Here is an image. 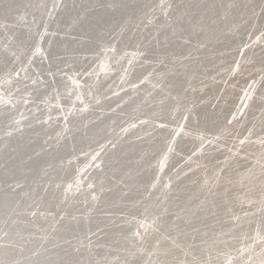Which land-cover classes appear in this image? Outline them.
<instances>
[{
  "label": "rangeland",
  "instance_id": "rangeland-1",
  "mask_svg": "<svg viewBox=\"0 0 264 264\" xmlns=\"http://www.w3.org/2000/svg\"><path fill=\"white\" fill-rule=\"evenodd\" d=\"M0 1V118L41 133L0 264H264V0Z\"/></svg>",
  "mask_w": 264,
  "mask_h": 264
},
{
  "label": "bare ground",
  "instance_id": "bare-ground-1",
  "mask_svg": "<svg viewBox=\"0 0 264 264\" xmlns=\"http://www.w3.org/2000/svg\"><path fill=\"white\" fill-rule=\"evenodd\" d=\"M69 1V0H68ZM89 1V0H88ZM87 1V2H88ZM86 2V1H85ZM108 2V1H107ZM0 3L1 4H3L2 3V1H0ZM69 3H71V1H69ZM68 3V4H69ZM15 5H16V3H14ZM80 4V3H79ZM4 5V4H3ZM88 5H89V3H88ZM87 5V6H88ZM2 6V5H1ZM70 6H71V4H70ZM82 6V5H81ZM3 7V6H2ZM7 8V7H6ZM65 8V7H64ZM64 8H62V9H64ZM105 8V7H104ZM8 9V8H7ZM88 9V8H87ZM89 10V9H88ZM2 11V10H1ZM4 11H5V9H4ZM73 11V10H72ZM65 12V11H64ZM1 13V12H0ZM73 13H75V12H73ZM72 13V14H73ZM91 13V12H90ZM1 14H3V12L1 13ZM66 14V13H65ZM64 15V14H63ZM93 16V15H92ZM0 17H2V16H0ZM59 17V16H58ZM65 17V16H64ZM64 17H63V19H64ZM66 18V17H65ZM83 17L82 16H80L79 17V20H81ZM95 18V17H94ZM97 18V17H96ZM95 18V19H96ZM86 19V18H85ZM93 19V18H92ZM61 20H62V17H61ZM78 20V19H77ZM94 20V19H93ZM101 20V19H100ZM99 20V21H100ZM82 21V20H81ZM92 21V20H91ZM1 22V21H0ZM61 22H63V20L61 21ZM66 22H67V19H66ZM47 23V24H46ZM46 23H44L45 25L43 26V29L42 30H45L46 29V27H47V25H49V23H50V21L49 22H46ZM64 23V22H63ZM90 23V22H89ZM41 24V23H40ZM78 27L80 26L79 24H76ZM104 25V24H103ZM88 26V25H87ZM94 26V25H93ZM92 26V27H93ZM50 27V26H49ZM83 27V26H82ZM101 27V26H100ZM109 27H110V25H109ZM39 28V27H38ZM37 28V29H38ZM41 28V27H40ZM84 28V27H83ZM35 29H36V27H34L33 28V30H32V32H34L35 31ZM82 29V28H81ZM92 29V28H91ZM41 30V29H40ZM41 30V31H42ZM57 30V29H56ZM75 30H77V29H75ZM85 30V29H84ZM97 30V29H96ZM22 31L23 30H18L17 31V33H15V34H17V35H19V34H21L22 33ZM79 31V30H78ZM89 31L91 32V30L89 29ZM108 31H110V30H108ZM112 31V30H111ZM42 32H44V36H45V34L46 33H48V31H42ZM52 32V31H51ZM80 32V31H79ZM78 32V33H79ZM85 32V31H84ZM96 32H98V31H95V33ZM53 33H54V31H53ZM61 33V32H60ZM75 33V32H74ZM93 33V32H92ZM36 34V33H35ZM42 34V33H41ZM40 34V35H41ZM85 34V33H84ZM89 34V33H88ZM97 34V33H96ZM49 35H51L50 33H49ZM76 34H74V36H75ZM93 35V34H92ZM42 37H43V35H41ZM40 36V37H41ZM24 37V36H23ZM27 37V36H26ZM34 37H35V35H34ZM33 37V38H34ZM50 37H52V36H50ZM55 37V36H54ZM83 38H84V36H82ZM94 37H96V35L94 36ZM105 37V36H104ZM17 38H18V36H17ZM38 38V37H37ZM43 38H45V37H43ZM49 38V37H48ZM61 38H63V36L61 37ZM61 38H58V39H61ZM51 39V38H50ZM64 39H66V38H64ZM18 40V39H17ZM21 40V39H20ZM38 40V39H37ZM37 40H36V42H37ZM43 40V39H42ZM42 40H41V38H40V41L42 42ZM88 41H90L89 39H87ZM35 41V40H34ZM52 41V40H51ZM85 41V40H84ZM35 42V43H36ZM40 42V43H41ZM50 42V41H49ZM56 42H57V40H56ZM65 42V41H64ZM38 43V42H37ZM59 43V42H58ZM72 43V42H71ZM62 44V43H61ZM30 45H31V43H30ZM45 45V44H44ZM55 45V44H54ZM88 45H90V44H88ZM42 47V46H41ZM92 47H93V45H92ZM39 49V48H38ZM54 49V48H53ZM58 51V50H57ZM40 53V52H39ZM38 55V54H37ZM42 58V57H41ZM45 59H46V57H44ZM5 60V59H4ZM40 60V59H39ZM1 61H2V63H1ZM1 61H0V73H2L3 72V68H4V66L6 65V64H4L5 62H3V59H1ZM23 61L24 60H22V63H23ZM44 60H43V64H44ZM48 62H49V60H48ZM48 62H46V63H48ZM6 63H8V62H6ZM21 63V62H20ZM29 63V62H28ZM50 63V62H49ZM42 64V65H43ZM9 65V64H8ZM23 65V64H22ZM21 65V66H22ZM40 65H41V62H40ZM48 66V65H47ZM18 67V66H17ZM41 67V66H40ZM15 69V68H14ZM20 69V68H19ZM22 70V69H21ZM38 70V69H37ZM47 69H45V71H46ZM52 70V69H51ZM36 72V71H35ZM38 72V71H37ZM51 72V71H50ZM50 72H49V77H50ZM39 73V72H38ZM47 73H48V71H47ZM17 75L19 74L20 75V73H16ZM36 74V73H35ZM41 74V73H40ZM45 74V73H44ZM37 75V74H36ZM47 75V74H46ZM46 75H45V77H46ZM52 75V74H51ZM25 77H26V75H25ZM29 77V76H28ZM48 77V78H49ZM64 77H65V75H64ZM33 77H31V79L27 82V87L28 88H30L31 90L32 89H35L34 91V95L32 94L31 96H32V98L31 99H28L29 101H34V102H36V105L39 107L40 106V102L44 99V98H50L51 97V95H53V94H51L52 92H50V94H43V96H41V97H39V93H40V90L42 89L43 90V87L46 85V83H45V81H43L42 79V77H41V79L40 80H42V81H40L39 79H37V78H33ZM51 78H52V76H51ZM61 79H63V78H61ZM27 80V79H26ZM48 79H46V82L48 83V81H47ZM49 80H50V78H49ZM52 80H53V78H52ZM54 82H55V80H54ZM7 84H8V82H7V79H5V78H0V89L1 88H4L5 86L7 87ZM49 86V85H48ZM47 86V87H48ZM53 87H54V85H53ZM58 87V86H57ZM50 88V87H49ZM61 88V87H60ZM52 89V88H51ZM51 89H50V91H51ZM59 89V88H58ZM45 90H46V88H45ZM44 90V91H45ZM56 90V89H55ZM54 89H53V91H55ZM62 91H64V90H62ZM56 92H57V90L55 91V95H56ZM31 93H33V92H31ZM48 93V92H47ZM65 93V92H64ZM61 94H62V92H61ZM54 95V96H55ZM0 96H1V98H0V103L1 102H5L6 100H4V99H2V95L0 94ZM37 96L39 97V98H37ZM65 96V94L62 96V95H60V96H58V98L55 100L56 101V104H58V103H60V101L63 99V97ZM31 111V112H30ZM28 112H30L27 116L28 117H26V114L28 113ZM34 113V111H32V109H29V110H27V111H25V112H22V115L19 117V119L13 124V126H12V129H11V134H10V137L8 138V136H9V133H8V129H7V125H8V122H9V119L11 118V116H8V117H5L4 119H1L0 118V215H3V213H5L4 215H6V217L4 216L3 218L1 217V219H0V229L1 228H5L4 230L6 231V233L8 234L7 236H8V238H9V242L11 241H13V240H18L19 239V237H23L24 235H25V233L24 232H22L21 230H23V228L26 226L25 224V221H26V219L23 221V220H21V221H23V223H25V224H17L15 221H14V219H16V218H19V215L18 216H16V217H14L15 215H13L12 217H10L11 216V212H12V210L13 209H17V208H15L16 206L14 205V206H12L11 205V203H12V198L10 197V193H8V189H7V186L11 183V182H14V180H16V181H19V180H21V181H26V180H24V179H28L27 178V176L26 177H23L24 175H21V174H26V173H28L29 171H31V170H33V169H35L36 167H38L39 165H41L39 162H38V160H39V156H40V150L38 149L39 148V145L38 144H36V142L37 141H39L40 140V138H41V133H40V129L36 126V124L35 123H33V122H31V115ZM76 121H77V115L76 116H74L73 118H72V124H75L76 123ZM98 122L95 120L94 122H93V125H95V124H97ZM93 131H95V127L93 126L92 128H91ZM73 136V131H70V130H66V131H64L63 133H62V135L60 136V138H59V141H58V143L56 144V143H51L50 145H51V151H50V154L49 155H51L52 154V161L51 162H55L54 163V166L50 163V166H49V168L52 170V171H55V172H57V171H59V170H57V168H58V166L61 164V162H60V160H61V158L59 159V156H63V155H65V154H68L70 151H72L73 149H75V148H77L82 142H84V143H86L87 141H88V138H83L81 141L80 140H78V139H74V140H72L71 139V137ZM92 137H94V135H92L91 136V138ZM91 138H89V139H91ZM126 146V145H125ZM130 147V146H129ZM126 148V147H125ZM129 149V148H128ZM66 156V155H65ZM64 157V156H63ZM67 157V156H66ZM69 169V168H68ZM67 170V169H66ZM66 170H64L62 173H64V172H66ZM71 172V171H70ZM69 172V173H70ZM68 173V172H67ZM76 174V173H75ZM63 176H64V174H62ZM61 175V176H62ZM68 175V174H67ZM41 176V175H40ZM29 177V176H28ZM72 177V176H71ZM54 178H56V177H54ZM70 178V177H69ZM61 179V178H60ZM60 181V180H59ZM7 192V193H6ZM14 197V196H13ZM39 197H41V195L39 196ZM7 198H9L8 200H10V202L7 200ZM5 200H7L8 201V203L7 202H5ZM37 200H39V199H37ZM41 200V199H40ZM39 200V201H40ZM31 201V200H30ZM34 203H35V201H33ZM45 202V201H44ZM32 204V203H31ZM38 204V203H37ZM36 204V205H37ZM34 205V204H33ZM19 206V205H18ZM17 206V207H18ZM20 207V206H19ZM33 207V206H32ZM36 208V207H35ZM32 209V208H31ZM18 210V209H17ZM30 211H32V210H30ZM17 212V211H16ZM28 212V211H27ZM32 212H34V211H32ZM29 213H31V212H29ZM14 214H15V211H14ZM10 215V216H9ZM32 215H33V213H32ZM8 217V218H7ZM22 217V216H21ZM20 223V222H19ZM28 224V223H27ZM27 228V227H26ZM30 229H31V227H30ZM32 230V229H31ZM3 231V230H2ZM1 231V232H2ZM24 231H26V230H24ZM30 231V230H29ZM29 231H28V233H29ZM4 232V231H3ZM6 236V235H5ZM25 237V236H24ZM6 239H7V237H6ZM6 239H4V242H5V240ZM23 239V238H22ZM8 240V239H7ZM21 240V239H20ZM19 240V241H20ZM16 242V241H15ZM18 242V241H17ZM6 243V242H5ZM56 243V242H55ZM45 244H47V243H43L42 245H38L39 247H42L43 245H45ZM7 245V244H6ZM12 246H13V244H11ZM10 244H9V246H11ZM51 245V244H50ZM37 246V247H38ZM14 247V246H13ZM54 247V246H53ZM52 247V248H53ZM6 249L8 248V246L7 247H5ZM11 248V247H10ZM34 248V247H33ZM48 248H50L51 249V247H48ZM47 248V249H48ZM0 249H1V247H0ZM9 249V248H8ZM32 249V248H31ZM46 249V248H45ZM45 249H44V251H45ZM54 249V248H53ZM3 250V248L1 249V251ZM5 250V249H4ZM40 250V249H39ZM29 251V250H28ZM27 251V252H28ZM34 251V250H33ZM36 251V250H35ZM34 251V252H35ZM30 252H32V250L30 251ZM30 252H29V254H30ZM42 252V251H41ZM40 252V253H41ZM46 253V252H45ZM44 253V254H45ZM34 254V253H33ZM37 254V253H36ZM47 254V253H46ZM50 254V253H49ZM48 254V255H49ZM35 255V254H34ZM47 255V256H48ZM36 256H38V255H36ZM53 256V255H52ZM29 257V256H28ZM35 257V256H34ZM22 258H23V256H22ZM30 258V257H29ZM32 258V257H31ZM30 258V259H31ZM45 258H47V257H45ZM45 258H44V260H45ZM21 259V257L19 258H16L15 257V259H13V261H14V263L15 262H19V261H21L20 260ZM33 259V258H32ZM38 259H39V257H38ZM23 260V259H22ZM26 260V259H25ZM24 260V261H25ZM34 261H36V258L34 259ZM33 261V262H34ZM38 261H40V262H35V264H40L41 263V260L39 259ZM43 261V260H42ZM28 262H31L30 260L28 261ZM53 262V259L50 261V259L48 260V262L46 261V262H43V264H51ZM16 263V264H17ZM21 264V263H20ZM24 264H25V262H24ZM27 264V263H26ZM32 264V263H31Z\"/></svg>",
  "mask_w": 264,
  "mask_h": 264
}]
</instances>
